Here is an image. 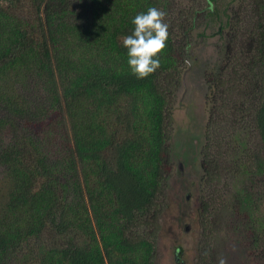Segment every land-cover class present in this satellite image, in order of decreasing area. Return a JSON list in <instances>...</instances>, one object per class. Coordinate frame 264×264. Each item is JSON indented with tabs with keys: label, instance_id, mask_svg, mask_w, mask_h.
<instances>
[{
	"label": "trees",
	"instance_id": "obj_1",
	"mask_svg": "<svg viewBox=\"0 0 264 264\" xmlns=\"http://www.w3.org/2000/svg\"><path fill=\"white\" fill-rule=\"evenodd\" d=\"M167 4L0 0V264H153V242L130 232L167 186V91L179 82L181 59L169 14L161 66L144 79L131 73L121 37L131 34L137 13L166 11ZM254 7L264 22V0ZM263 22L251 35L255 73L244 102L232 106L233 125L254 135L260 149L244 145L245 138L234 143L224 165L245 187L216 208L248 221L252 243L264 240ZM209 90L217 110L219 98ZM211 123L212 116L208 130ZM218 160L207 146L206 185ZM201 209L207 219L211 203L202 201ZM200 227L210 233L209 222Z\"/></svg>",
	"mask_w": 264,
	"mask_h": 264
},
{
	"label": "rangeland",
	"instance_id": "obj_2",
	"mask_svg": "<svg viewBox=\"0 0 264 264\" xmlns=\"http://www.w3.org/2000/svg\"><path fill=\"white\" fill-rule=\"evenodd\" d=\"M167 2L170 30L181 59L179 82L167 91L172 113L164 173L167 186L161 202L130 234L153 242V264H178V255L183 264H219L221 257L226 264H264V240L248 241V226H243L248 221L240 223L224 207V211H216L220 203L230 201L245 187L233 176L228 162L224 165L234 143L245 138L244 145L260 149L254 135L245 130L241 135L237 124L233 125L232 106L244 102L243 88L255 73L250 67L256 43L251 35L258 19L263 20L254 0H215L212 14L207 0ZM210 86L219 98L217 110L210 109ZM207 146L219 159V172L211 185L202 180ZM202 201L211 203L207 219L201 218ZM202 219L210 224L208 238L200 227Z\"/></svg>",
	"mask_w": 264,
	"mask_h": 264
},
{
	"label": "clouds",
	"instance_id": "obj_3",
	"mask_svg": "<svg viewBox=\"0 0 264 264\" xmlns=\"http://www.w3.org/2000/svg\"><path fill=\"white\" fill-rule=\"evenodd\" d=\"M215 5L209 0L208 11H214ZM166 11L149 7L132 18L134 25L131 34L121 37L122 46L127 50V64L133 75L144 79L155 73L161 66L160 54L169 38V24L165 21ZM219 264L226 259L219 258Z\"/></svg>",
	"mask_w": 264,
	"mask_h": 264
},
{
	"label": "water",
	"instance_id": "obj_4",
	"mask_svg": "<svg viewBox=\"0 0 264 264\" xmlns=\"http://www.w3.org/2000/svg\"><path fill=\"white\" fill-rule=\"evenodd\" d=\"M186 230L188 229V227L185 228ZM183 264V263H182Z\"/></svg>",
	"mask_w": 264,
	"mask_h": 264
}]
</instances>
